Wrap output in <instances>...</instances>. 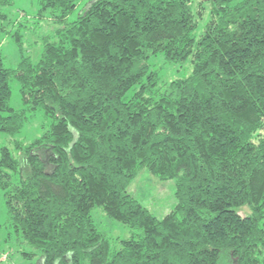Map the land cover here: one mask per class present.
<instances>
[{
  "label": "trees",
  "instance_id": "16d2710c",
  "mask_svg": "<svg viewBox=\"0 0 264 264\" xmlns=\"http://www.w3.org/2000/svg\"><path fill=\"white\" fill-rule=\"evenodd\" d=\"M40 0L59 24L36 60L0 0V133L50 123L16 159L0 147L7 224L38 264H264V0ZM83 5L76 19L67 18ZM1 43V42H0ZM191 66L157 86L150 61ZM21 107L10 105L11 81ZM174 182L155 216L128 190L139 171ZM130 229L100 232L92 211Z\"/></svg>",
  "mask_w": 264,
  "mask_h": 264
},
{
  "label": "rangeland",
  "instance_id": "374dc122",
  "mask_svg": "<svg viewBox=\"0 0 264 264\" xmlns=\"http://www.w3.org/2000/svg\"><path fill=\"white\" fill-rule=\"evenodd\" d=\"M84 3L69 14L67 22L76 19ZM197 11H203L202 19L199 20L196 34L202 30L203 25L210 17L212 2L210 0H194ZM40 0H14L11 6L3 8L11 22L10 30L14 33L19 25L23 39V54L36 60L41 52L43 37L51 36L53 31L59 27L48 15L39 16ZM0 53L3 63L8 68H15L21 58L18 46L12 37L6 36L0 41ZM151 69L157 73V86L163 88L165 83L171 80L187 77L191 72V66L186 63H173L165 61L161 55L153 57L150 61ZM10 105L13 108H20V97L17 83L12 80ZM50 119L41 112L28 114L23 129L15 136L0 133V147L10 149L16 159L19 155L14 149L15 142L26 145L47 129ZM132 195L155 216L161 218L173 206L174 182L172 180H159L145 170L139 171L138 175L131 182L129 189ZM92 216L97 229L103 234L112 237L125 239L130 236V229L117 222L108 219L100 208L92 211ZM31 248L25 242L17 239L12 229L7 224V214L4 204L3 190L0 189V264H38L37 257L26 259L21 252H28Z\"/></svg>",
  "mask_w": 264,
  "mask_h": 264
}]
</instances>
